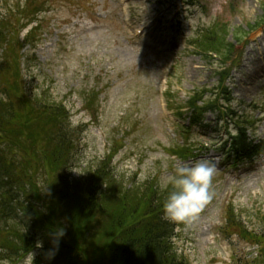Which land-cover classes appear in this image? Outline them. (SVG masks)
Returning <instances> with one entry per match:
<instances>
[{
    "label": "rangeland",
    "instance_id": "obj_1",
    "mask_svg": "<svg viewBox=\"0 0 264 264\" xmlns=\"http://www.w3.org/2000/svg\"><path fill=\"white\" fill-rule=\"evenodd\" d=\"M23 2L0 0V13ZM30 4L39 20L34 49L22 41L31 25L21 30L20 23L12 21L20 30L26 87L62 102L71 126L86 124L76 142L71 178L86 176L111 145H121L112 166L125 181L159 183L162 176L174 175L177 165L208 160L216 166L212 199L193 222L175 223L173 247L189 264L253 260L258 247L240 229L263 230L264 154L236 166L235 173L224 170L218 144L227 132H234L225 119L217 130L194 129L199 132L194 134L190 129L184 134L191 149L208 144L197 158L181 160L169 148L185 143L180 125H187L184 102L194 86L210 87L217 79L212 62L192 53L187 40L199 26L218 19L227 24L229 40L235 29L245 31L258 19L262 22L241 44L234 43L235 55L241 51L242 57L226 84L234 112L252 121L250 133L264 137V0H31ZM87 91L95 92L97 99L84 109L81 94ZM205 117L208 122L216 118L212 112ZM229 207L239 226L223 233Z\"/></svg>",
    "mask_w": 264,
    "mask_h": 264
},
{
    "label": "trees",
    "instance_id": "obj_2",
    "mask_svg": "<svg viewBox=\"0 0 264 264\" xmlns=\"http://www.w3.org/2000/svg\"><path fill=\"white\" fill-rule=\"evenodd\" d=\"M27 1L0 13V264L15 263L29 250L37 251L34 264H188L173 247L174 223L163 217L167 193L160 191L156 180L125 181L116 174L112 161L120 144L111 145L86 176L70 177L76 142L86 124L71 126L62 102L26 87L20 30L12 21L24 28L36 20L34 4ZM259 20L245 31L235 29L229 40L227 24L218 19L198 27L187 41L192 53L212 62L217 76L210 87L194 86L184 102L189 127L201 126L207 112L234 125L235 134L222 144L226 160L233 165L264 151V139L247 133L252 121L231 107L233 98L226 84L242 57L241 51L235 55L234 43L241 44L262 26ZM38 29L36 24L29 30L23 45L34 49ZM81 96L84 109L97 99L93 91ZM188 141L186 136L184 145L169 151L187 157L192 153ZM237 221L229 207L223 233L238 227ZM60 228L64 235L57 250L52 233ZM262 229L261 233L240 229L258 247L257 256L242 264H264V223ZM37 241L43 246L36 247ZM50 250L55 253L51 259L46 255Z\"/></svg>",
    "mask_w": 264,
    "mask_h": 264
},
{
    "label": "clouds",
    "instance_id": "obj_3",
    "mask_svg": "<svg viewBox=\"0 0 264 264\" xmlns=\"http://www.w3.org/2000/svg\"><path fill=\"white\" fill-rule=\"evenodd\" d=\"M216 172L215 164L208 160H198L191 165H177L174 175L162 176L159 189L167 193L163 203V217L171 222L188 224L196 220L212 199V184ZM54 245L58 250L59 238L64 235L62 228L52 233ZM37 241L36 247H42ZM54 251L46 255L49 259ZM35 253L27 251L22 264H34Z\"/></svg>",
    "mask_w": 264,
    "mask_h": 264
}]
</instances>
